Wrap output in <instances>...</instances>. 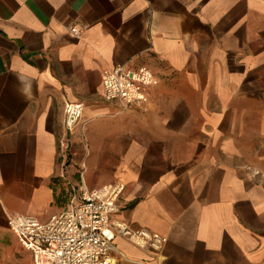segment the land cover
<instances>
[{
	"label": "crops",
	"instance_id": "crops-1",
	"mask_svg": "<svg viewBox=\"0 0 264 264\" xmlns=\"http://www.w3.org/2000/svg\"><path fill=\"white\" fill-rule=\"evenodd\" d=\"M118 65L159 80L145 104L104 100ZM83 167L124 185L112 220L167 240L116 238L115 264H264V0H0V264H31L8 219L60 213Z\"/></svg>",
	"mask_w": 264,
	"mask_h": 264
},
{
	"label": "built area",
	"instance_id": "built-area-1",
	"mask_svg": "<svg viewBox=\"0 0 264 264\" xmlns=\"http://www.w3.org/2000/svg\"><path fill=\"white\" fill-rule=\"evenodd\" d=\"M70 34L77 38L83 29L72 26ZM103 98L116 103L125 111L148 101L150 89L159 80L146 66L127 68L115 66L101 76ZM83 105L64 104V127L71 132L81 123ZM85 124L81 125L84 130ZM61 161L66 162L65 141L59 142ZM88 156V151L86 152ZM80 174L77 197L57 215L42 222L32 217L14 216L7 221L10 232L20 248L30 256L31 264H115V256L122 260L114 241L123 238L132 245L159 254L167 240L146 230H132L126 224L112 220L117 212L124 185L115 182L96 189L87 188Z\"/></svg>",
	"mask_w": 264,
	"mask_h": 264
}]
</instances>
